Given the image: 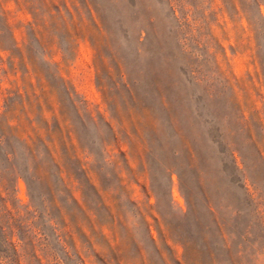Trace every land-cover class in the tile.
<instances>
[{
    "label": "rangeland",
    "instance_id": "1",
    "mask_svg": "<svg viewBox=\"0 0 264 264\" xmlns=\"http://www.w3.org/2000/svg\"><path fill=\"white\" fill-rule=\"evenodd\" d=\"M245 189L264 0H0V264H264Z\"/></svg>",
    "mask_w": 264,
    "mask_h": 264
},
{
    "label": "trees",
    "instance_id": "2",
    "mask_svg": "<svg viewBox=\"0 0 264 264\" xmlns=\"http://www.w3.org/2000/svg\"><path fill=\"white\" fill-rule=\"evenodd\" d=\"M232 156V152L230 154ZM233 163V172L235 174H241L240 169H238L237 165L235 164L234 160H232ZM244 187V185H243ZM198 189L201 192V197L203 198L205 207H206V215L208 216L209 220L211 221V223L215 226L217 233L219 234V236L222 238L223 237V233L225 231V228L223 227V223L221 222V218L219 217V213L217 210H215L212 206L211 201L209 200V196H207V194L204 192V189L202 187V185L200 183H198ZM245 194L247 197V202L249 203V205H253L254 206V211H253V216H252V220L249 222V224L247 225V230L253 228L255 223H260L263 224L264 222V216L262 212H259L257 210L258 205L256 204V200L253 199V197L251 195H248L245 189ZM237 216H239V213H237Z\"/></svg>",
    "mask_w": 264,
    "mask_h": 264
}]
</instances>
